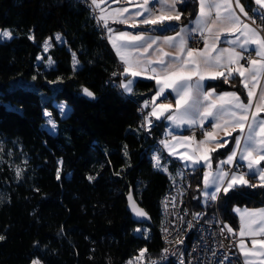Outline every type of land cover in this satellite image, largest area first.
Returning a JSON list of instances; mask_svg holds the SVG:
<instances>
[{
  "label": "trees",
  "instance_id": "trees-1",
  "mask_svg": "<svg viewBox=\"0 0 264 264\" xmlns=\"http://www.w3.org/2000/svg\"><path fill=\"white\" fill-rule=\"evenodd\" d=\"M242 2L252 9L250 0ZM178 8L183 16L172 22L175 29L195 15L196 0ZM3 29L14 38L0 43V235L5 237L0 264H31L34 259L41 264H126L141 249H147L144 257L158 255L160 197L179 180V172L177 161L163 151L162 164L168 162L172 179L153 168L154 139L162 134L164 121H154L151 132L141 127L140 106L153 94L154 82L138 79L132 95L122 93L120 78L112 75L122 70L105 32L79 1L0 0ZM57 33L64 43L54 39ZM48 38L52 47L45 52ZM73 52L79 60L76 70ZM48 56L55 62L52 67ZM230 80L208 86L233 89L244 98L238 79ZM84 87L94 92V100L83 95ZM59 101L70 109L66 117L53 105ZM44 111L56 122L53 134L43 127ZM226 149L218 152L223 155ZM189 171L191 211H211L201 201V171ZM130 192L149 223L131 218ZM263 205L260 187L241 186L227 196L221 192L218 199L219 214L234 231V208Z\"/></svg>",
  "mask_w": 264,
  "mask_h": 264
},
{
  "label": "snow or ice",
  "instance_id": "snow-or-ice-1",
  "mask_svg": "<svg viewBox=\"0 0 264 264\" xmlns=\"http://www.w3.org/2000/svg\"><path fill=\"white\" fill-rule=\"evenodd\" d=\"M252 2L257 8L251 9L253 15H249L242 0H196L198 12L194 21L190 25H182L177 31L172 22H180L183 16V9L177 5L186 6L187 0H143V3L136 5L137 10L134 13H130L126 6L111 8L112 4H123L124 0H91V5L97 12V24L105 29L108 43L123 66L122 72L112 73L114 77H123L119 83L122 93H134L139 83L137 77L155 80V94L150 101L146 100L140 109L143 111L151 108V111L144 115L141 127L146 132H151L154 121L167 120L170 123V127L165 126L166 138L161 139L159 143L168 151L169 156L180 159L185 170L203 171L204 190L201 195L206 202H216L221 192L227 196L230 191L241 186L264 188V118H260L264 108L256 104L255 110H252V89L258 83L257 77L264 76V11H259L264 10V0ZM155 4L160 7L156 8ZM241 14L252 24H256L259 19L260 26L253 28L243 22ZM109 20L131 28L144 26L160 34L118 31L109 27ZM168 31H174L175 35L163 34ZM222 34L225 36L223 40ZM196 36L200 37L203 47H189V43ZM13 38L10 30H0V43ZM28 39L34 40V36L29 35ZM55 40L64 43L59 33L56 34ZM220 43L228 46L218 47ZM51 47V38H48L43 44L44 51L47 52ZM41 59L42 57H37V60ZM245 59L246 64L240 63ZM54 63L52 57L48 56V66L52 67ZM72 64L76 70L79 60L75 52L72 53ZM234 76H239L240 83L248 90L247 103L243 102L236 92L216 93L215 88L206 90L208 86L205 85V80L223 79L224 83L228 84L232 83L230 78ZM249 81L252 82L251 87ZM168 90L174 94V106L172 102H166L169 101L166 95ZM82 92L89 99L96 98L94 92L86 87L82 88ZM259 98L264 100V93ZM58 109L65 117L70 111L63 103L58 105ZM44 114L51 117V113L47 111ZM48 123L54 132L56 123L51 119ZM185 126L193 130L200 129L203 138L199 139L195 134L187 136L173 131ZM236 131L239 135L233 137L235 146L230 154L220 159L213 168L215 157L212 154L222 155L218 150L229 144L227 139L219 137V133L223 132L224 137H230ZM178 148H184L186 151L180 152ZM152 161L154 169L168 174L172 179L168 173V162L162 164V155L158 151L153 154ZM225 165L229 167L225 168ZM244 167L247 171H240ZM16 176L18 179L21 176L19 169ZM57 179H60L59 170ZM252 180L257 182L252 183ZM128 199L136 216L147 217V213L136 205L131 192ZM172 206L175 207V197L172 198ZM167 207L166 202L165 210ZM199 215L195 214L196 217ZM245 217H249V220L246 221ZM257 217L259 219H256ZM188 227H192L191 222ZM225 229L229 234L236 235L228 224L221 228V235ZM136 231L141 229L137 228ZM164 232L167 233L168 229L165 228ZM238 235L241 239L237 246L245 257V264H250L249 257L256 256H259V264H264V251H261L264 249V208L240 213ZM257 236L262 238L257 239ZM244 237L251 238L250 251H245ZM4 239L5 237L0 235V241ZM181 243L183 240L177 241V244ZM146 251L147 249H141L136 259L143 258ZM162 252L167 253L168 249H163ZM31 264L41 262L34 259ZM152 264L156 262L152 261ZM180 264H184L183 256L180 258Z\"/></svg>",
  "mask_w": 264,
  "mask_h": 264
},
{
  "label": "built area",
  "instance_id": "built-area-1",
  "mask_svg": "<svg viewBox=\"0 0 264 264\" xmlns=\"http://www.w3.org/2000/svg\"><path fill=\"white\" fill-rule=\"evenodd\" d=\"M76 1L85 4L95 18L97 12L91 5V0ZM250 13L253 15L252 12ZM257 23L259 27L261 21L257 19ZM201 43L200 37L196 36L189 44L191 47H197ZM243 63L246 64L247 60H243ZM146 112L147 109L140 111L143 119ZM159 141L160 136L158 135L154 139L155 149L163 151V146ZM176 164L180 175L179 180L163 193L159 201L162 216L160 228L162 248L158 255L144 257L140 264H152V261L156 264H163L169 260L180 264L181 256H183L184 264H217L218 261L220 264H243L237 246V236L229 234L226 229L221 235V228L225 223L219 214L218 200L205 202V207H211V211L205 209L191 211L187 203L191 188L190 171L185 170L180 162L177 161ZM173 197H175V207L172 206ZM166 202L167 210H165ZM197 213L200 214L198 217L195 216ZM189 222L192 224L191 228L188 227ZM165 228L168 229L167 233L164 232ZM178 240H183V243L177 244ZM163 249H168V252L163 253Z\"/></svg>",
  "mask_w": 264,
  "mask_h": 264
},
{
  "label": "crops",
  "instance_id": "crops-1",
  "mask_svg": "<svg viewBox=\"0 0 264 264\" xmlns=\"http://www.w3.org/2000/svg\"><path fill=\"white\" fill-rule=\"evenodd\" d=\"M250 2H251V5H252V9H253V8H257V5H255V4L252 2V0H250ZM141 3H143V0H124V3H123V4H112V5H111V8H119V7H125V6H126V7L129 8L130 13H134V12L137 10L136 5L141 4ZM242 3H243V2H242ZM243 4H244V3H243ZM244 5H245V4H244ZM102 7H103V5H102ZM155 7H156V8H159L160 5H159V4H155ZM177 7H178V5H177ZM236 11H237V13L239 14V10L236 9ZM246 11H249V10H247V8H246ZM259 11H261V10H259ZM263 11H264V10H263ZM197 12H198V5H197V8H196V13H195V15H194V16H193V17H192L187 23H185V24H183V25H190L191 22L194 21ZM250 12H251V11H249V15H251ZM241 19L243 20V22L248 23L251 27H253V28H258V23H257V22H256V24H252V22H251L250 20L245 19V18L242 16V14H241ZM116 25H119V23H112L111 20H109V27H111V28H113V29H116V30H118V31H128V32H137V31H140V32H147L149 35H159V34H160L158 31H155V30H153V29H151V28H147V27H144V26H141V27H139V28H131V27L125 25V24H121V25H123V28H116V27H115ZM180 27H181V26H180ZM180 27H179V28H180ZM179 28L176 29V30L178 31ZM103 30H104V32H105V36H106V31H105V29H103ZM164 35H175V32L173 31V32L165 33ZM106 39H107V36H106ZM223 39H225L224 34L221 35V40H223ZM107 41H108V40H107ZM109 45H110V44H109ZM227 46H228V45H226V44H224V43H220V44H218V47H221V48H223V47H227ZM110 47H111V45H110ZM189 47H190V46H189ZM200 47H203V44H202ZM111 49H112V47H111ZM112 51L114 52V55H115V57H116V59H117L119 65H120L121 69L123 70V66H122L121 63H120L119 58L116 56L115 51H114L113 49H112ZM252 55H253V57H254V53H253ZM240 63H243V60H241ZM243 64H244V63H243ZM234 77H236V78L238 79L239 83H240V77H239V76H234ZM231 78H233V77H231ZM231 78H230V79H231ZM137 79H146V78L143 77V76H140V77H137ZM148 80H149V79H148ZM222 80H223V79H222ZM152 81L154 82L155 90H154L153 94L150 95V97H149L150 100H151V97L155 94V91H156V88H157L156 83H155V80H152ZM211 81H212V80H205L204 83H205V85L208 86V83H210ZM257 81H258V83H256V87H255L254 89H252V90H253V93H254V95H253V109H252L253 111L255 110V105H256V104H260L261 107L264 108V100H261V99L259 98L260 95H261L262 93H264V76H258V77H257ZM249 84H250V87H251L252 82L249 81ZM240 85L242 86V88H243V90H244V95H245L244 98H242L241 96H240V97H241V99H242L243 102L247 103V101H248V90H246V89L243 87V85H242L241 83H240ZM211 88H212V87L208 86V87L206 88V90H210ZM215 91H216V93H222V92H225V91H227V92H236V91L233 90V89H225V90H217V89H215ZM236 93H237L238 95H240L238 92H236ZM166 95H168V97H169V101H166V102H172V103H173V106H174V100H175L174 94H172V93L170 92V90H168V91H166ZM161 99H162V98H161ZM159 102H160V101L158 100L157 103H159ZM143 104H144V103H143ZM150 111H151V110H150ZM260 118H264V111H262V112L260 113ZM163 121H164V123H165V125H164V130H163V135H164V133H165V131H166V127H165V126L170 127V123H169L167 120H163ZM206 127H208L207 124H206ZM196 130H197V129H196ZM196 130L189 129V128H187L186 126H185L183 129H173V131L176 132L177 134H183V135H187V136H192V135L194 134V131H196ZM236 135H239V132H238V131L233 132V133H232V136H230V137H224V133H223V132H220V133H219V137H223L224 139H227V140L229 141V144L225 146V147L227 148L226 151H225V153H224L222 156H220V155L216 156V158L213 160V168H215V164H216L220 159H224V158H226V156H227L228 154H230L231 149L235 146V141H234L233 137H235ZM219 137H218V138H219ZM165 138H166V137H165ZM202 138H203V136H201L200 139H202ZM167 139H171V138H170V137H167ZM178 151H180V152H184V151H186V150H185L184 148H178ZM163 153H165L166 156L171 157V158H173V159H175L176 161H178V162L181 163V161H180V159H179L178 157H175V156H169V155H168V151H167L166 149H164V152H163ZM181 164H182V163H181ZM182 165H183V164H182ZM228 167H229V166L225 165V168H228ZM190 170H191V169H190ZM240 171H245V172H246V171H247V168H246V167L241 168ZM175 174L177 175L176 172H175ZM201 181H202V184H201V190H200V197H201V201H202V203H205V202H206V201H205V198L201 195V192L204 190V184H203V171H201ZM262 208H264V205H263V206H260V207H256V208H243V207H241V208H234V211H235V214H236V218H237V229H236L234 232L236 233V236H237V238H238V242H239V240L241 239V238L239 237V235H238V233H239V229H240V213H243V212H245V211H252V210H256V209H262ZM256 219H259V217H257ZM245 220H246V221L249 220V217H245ZM256 238H257V239H261L262 237L257 236ZM244 239H245V241H246V248H245V251H250V250L252 249L251 238H250V237H244ZM238 250H239V253H240V255H241V258H242L243 264H245V257H244V255L241 253L239 247H238ZM261 251H264V249H262ZM249 261H250V264H259V256H256V257H249Z\"/></svg>",
  "mask_w": 264,
  "mask_h": 264
},
{
  "label": "rangeland",
  "instance_id": "rangeland-1",
  "mask_svg": "<svg viewBox=\"0 0 264 264\" xmlns=\"http://www.w3.org/2000/svg\"><path fill=\"white\" fill-rule=\"evenodd\" d=\"M55 36L56 35H54V39H55ZM203 43H201L199 46H197V47H200L201 45H202ZM189 46H190V44H189ZM191 47V46H190ZM122 70V69H121ZM118 72H120V70L118 71ZM121 76H118V78H120ZM123 77H121V79H122ZM120 79V80H121ZM120 80H119V83H120ZM148 101H150V98H149V100ZM65 104L66 106H67V108L69 109V107H68V105L65 103V102H63V101H59V102H53V105L55 106V108L58 110V113H59V116L60 117H65V116H62L61 115V113L59 112V109H58V105H60V104ZM143 106V105H142ZM151 110V108L149 107V108H147V112H149ZM46 111H44V113H45ZM47 112H49V111H47ZM146 112V113H147ZM50 113V112H49ZM145 115V114H144ZM44 118H45V122H44V124H43V127L48 131V132H50V133H55V131L53 132L52 130H51V125L48 123V121H49V119H51V120H53L54 121V119H53V117H52V115H51V117H48V116H45V114H44ZM143 117H142V123H143ZM55 122V121H54ZM56 123V122H55ZM141 123V124H142ZM196 130V129H195ZM194 134H195V136L197 137V138H201V136H202V132H201V130L200 129H197L196 131H194ZM160 136V140L161 139H165V136L163 135V132H162V134L161 135H159ZM164 149V148H163ZM155 152H157L156 150H155ZM159 153H160V151H158ZM163 152H164V150H163ZM179 177H180V175H179ZM139 256V254L136 256V257H138ZM136 257H134V258H132L131 260H129L126 264H129V262L131 261L132 262V264H140L141 263V261H142V259L144 258H141L140 260H137L136 259Z\"/></svg>",
  "mask_w": 264,
  "mask_h": 264
},
{
  "label": "water",
  "instance_id": "water-1",
  "mask_svg": "<svg viewBox=\"0 0 264 264\" xmlns=\"http://www.w3.org/2000/svg\"><path fill=\"white\" fill-rule=\"evenodd\" d=\"M129 197V196H128ZM128 197H127V204H128V211H129V213H130V215H131V218L136 222V223H149V216L147 215V217H138V216H136L135 215V213L132 211V208L130 207V202H129V199H128ZM133 200H134V198H133ZM135 201V200H134ZM135 203H136V205L140 208V209H142L144 212H145V210L142 208V207H140L138 204H137V202L135 201Z\"/></svg>",
  "mask_w": 264,
  "mask_h": 264
}]
</instances>
